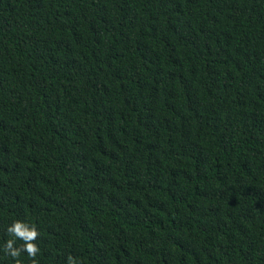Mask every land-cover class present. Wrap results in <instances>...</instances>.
<instances>
[{"label":"trees","instance_id":"obj_1","mask_svg":"<svg viewBox=\"0 0 264 264\" xmlns=\"http://www.w3.org/2000/svg\"><path fill=\"white\" fill-rule=\"evenodd\" d=\"M16 221L37 264H264V0H0V264Z\"/></svg>","mask_w":264,"mask_h":264},{"label":"clouds","instance_id":"obj_2","mask_svg":"<svg viewBox=\"0 0 264 264\" xmlns=\"http://www.w3.org/2000/svg\"><path fill=\"white\" fill-rule=\"evenodd\" d=\"M7 231L15 239L22 240L23 245L20 249H17L14 247L15 239L8 240L6 242L4 252L8 255H11L13 258H16L20 255L21 251H24L32 260V264H37L35 258L39 253L40 249L35 243V241L39 237V232L37 231L35 226H30L26 223L16 221L7 229ZM17 264H19V261H17ZM68 264H77V261L74 260L71 256H69Z\"/></svg>","mask_w":264,"mask_h":264}]
</instances>
